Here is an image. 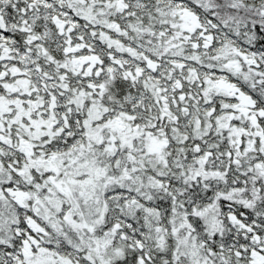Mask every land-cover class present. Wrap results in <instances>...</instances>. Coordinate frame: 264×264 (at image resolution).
<instances>
[{"label":"snow or ice","instance_id":"snow-or-ice-1","mask_svg":"<svg viewBox=\"0 0 264 264\" xmlns=\"http://www.w3.org/2000/svg\"><path fill=\"white\" fill-rule=\"evenodd\" d=\"M0 264H264V0H0Z\"/></svg>","mask_w":264,"mask_h":264}]
</instances>
